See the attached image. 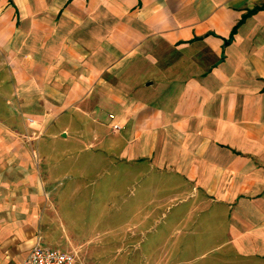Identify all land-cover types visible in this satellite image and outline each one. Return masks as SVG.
Instances as JSON below:
<instances>
[{"label":"crops","instance_id":"0c3cea01","mask_svg":"<svg viewBox=\"0 0 264 264\" xmlns=\"http://www.w3.org/2000/svg\"><path fill=\"white\" fill-rule=\"evenodd\" d=\"M71 132L154 193L134 216L179 206L264 264V0H0V264L37 245Z\"/></svg>","mask_w":264,"mask_h":264},{"label":"rangeland","instance_id":"374dc122","mask_svg":"<svg viewBox=\"0 0 264 264\" xmlns=\"http://www.w3.org/2000/svg\"><path fill=\"white\" fill-rule=\"evenodd\" d=\"M69 136L66 143L58 141L69 153L56 152L51 159L50 198L37 207L36 238L43 246L83 264H246L214 249L219 239L206 230L204 219L187 217L177 225L179 206L164 217L134 216L154 193L144 183H125L123 167L113 166L115 159L93 165V150L76 143L72 147L74 133Z\"/></svg>","mask_w":264,"mask_h":264},{"label":"built area","instance_id":"2783aa9c","mask_svg":"<svg viewBox=\"0 0 264 264\" xmlns=\"http://www.w3.org/2000/svg\"><path fill=\"white\" fill-rule=\"evenodd\" d=\"M111 118L114 119V116H111ZM119 129L118 126H115V130ZM41 241L40 238L37 245L21 264H83L71 254L43 246Z\"/></svg>","mask_w":264,"mask_h":264}]
</instances>
